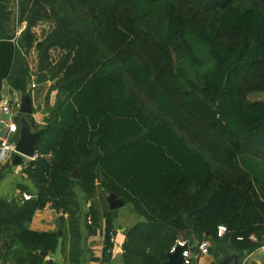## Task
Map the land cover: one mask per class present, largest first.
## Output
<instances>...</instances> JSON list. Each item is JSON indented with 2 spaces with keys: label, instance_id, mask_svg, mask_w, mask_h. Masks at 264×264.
<instances>
[{
  "label": "trees",
  "instance_id": "obj_1",
  "mask_svg": "<svg viewBox=\"0 0 264 264\" xmlns=\"http://www.w3.org/2000/svg\"><path fill=\"white\" fill-rule=\"evenodd\" d=\"M193 1L210 20L194 36L177 0H130L128 13L118 0H16L14 17L9 0H0V100L5 79L27 93L28 69L12 74L20 41L24 52L37 53V75L46 74L58 96L57 119L23 168L36 193L24 200L18 185L15 196L0 199V264L11 253L16 264H51L44 253L53 254L65 234L27 226L48 203L67 213L69 263H78L74 184L90 199L95 189L104 200L113 192L144 217L125 232L123 264H162L183 236L211 241L223 256L262 246L264 140L250 133L264 129V100L248 96L264 93V0ZM148 16L162 21L167 46H186L187 60L176 65H191L206 89L198 98L184 90L182 108L136 53ZM23 22L16 35L15 23ZM40 22L49 26L38 36ZM89 206L91 233L99 212ZM112 212L105 213L106 261ZM218 226L226 229L221 236Z\"/></svg>",
  "mask_w": 264,
  "mask_h": 264
},
{
  "label": "rangeland",
  "instance_id": "obj_2",
  "mask_svg": "<svg viewBox=\"0 0 264 264\" xmlns=\"http://www.w3.org/2000/svg\"><path fill=\"white\" fill-rule=\"evenodd\" d=\"M177 1L182 13L186 18L187 29L191 35L194 36L196 33H198V29L201 25L207 24L210 21L209 15L202 9H199V7L196 5L198 3L194 2L193 0ZM252 1H258V4L262 3V0H235V2L240 6L249 5ZM118 3L122 7L124 13L129 12L130 0H118ZM8 4L9 9L11 10V16L14 17L16 12V0H9ZM48 26L49 25L46 22H40L36 27H34V30L39 34L42 29L45 30L48 28ZM14 27V29H16V27H20V24L15 23ZM164 33L165 28L162 21L156 19L153 16H148L145 18V20H142L139 23L138 34L140 44L135 50L140 60L156 74V77L159 76L161 78V81L163 82L162 90L166 92V94L172 101L176 103L178 107L182 108L184 97L186 95L184 90L188 89V93L192 98H198L199 96L205 95L206 89L202 84V81L191 68V65L184 64L183 67H177V63L187 60L186 58L189 56L188 49L183 43L177 49H173L169 45L167 46V44L164 42ZM38 36H40V34ZM51 56L52 58H56V52L51 53ZM19 70L28 71L26 88L31 91L30 93L32 94L33 100V114L31 115V118L33 115H37L36 119L32 118V122L34 123L32 128L34 130L44 128L57 119L56 108L58 96L56 90L51 89L53 82L49 80L48 77H46V74H43V76H40V78L37 75V53L34 50L24 52L21 46V41L17 43L15 47L12 70L13 77L18 76L16 73ZM47 92L48 101L45 102L44 95ZM248 99L264 100V93H259V95H249ZM16 111L17 110H15V112ZM18 121L19 120L17 119V123ZM173 130L178 134H182L181 131L175 126H173ZM250 134H255L258 140H264V129H258L257 131H253ZM15 135L18 137V132ZM30 162H32V160L25 159L22 165L25 166ZM72 173L73 172H71V174ZM74 187L77 188V185L74 184L73 188ZM88 200V198L85 199V204L82 207L81 213L79 207V212L77 215L80 213V217H82L83 221H85L87 224H90L91 220L88 213L90 202H88ZM58 216L59 219H63L62 225H52V227L56 230L60 229L62 235L65 234V239L61 243V249L63 253H66L69 249V239L67 237L69 236V233H67V231L69 232V230H71V224L67 220V213L62 211ZM208 243L211 249L209 248V251L206 255L214 256V252L216 253L215 245L211 241H208ZM219 256L220 253H217L215 258H218Z\"/></svg>",
  "mask_w": 264,
  "mask_h": 264
},
{
  "label": "crops",
  "instance_id": "obj_3",
  "mask_svg": "<svg viewBox=\"0 0 264 264\" xmlns=\"http://www.w3.org/2000/svg\"><path fill=\"white\" fill-rule=\"evenodd\" d=\"M25 23H21L20 27H16L15 33L18 35L21 30L24 28ZM29 92L31 97V103L33 105L32 94L27 88V93ZM26 94V93H25ZM24 94L21 93L19 89L13 87L8 79L3 80L1 87V100L0 106L4 101H7L9 104V109L12 113V122L17 124V119L19 120L20 116L18 115L19 104L21 98ZM15 110H17L15 112ZM4 118L6 116L4 115ZM32 118L36 119L37 115H33ZM11 141H16V135L11 136ZM14 156V155H13ZM13 158V157H12ZM12 160L6 163L0 162V199L1 198H11L15 196L18 189L17 186H23L26 191L25 194H34L36 193V188L33 183L27 179L26 175L23 173V165H12ZM74 193L76 194V199L78 200L80 213L82 207L84 206L85 199H89L88 202L96 204V207L99 212L98 224L94 228V231L89 233L85 221L80 217L79 213V231L81 233L80 240V257L77 264H123V259L121 256L122 253V243L125 239V232L130 229L137 222L145 221L144 217L133 211V208L129 204H125L124 208H120L111 213V223L113 230L114 241L110 247V254L108 255V261L105 260L106 256L103 254L104 247V232L106 226L105 213H107L108 205L107 202L102 198L100 190L95 189L92 192V198L87 196L78 186L74 187ZM29 192V193H27ZM62 211L57 212L50 203H48L42 210H37L31 221L27 226L36 231H57L53 229L52 225L55 226V220L58 218ZM59 219V218H58ZM60 220V219H59ZM254 239V238H253ZM177 242H186L188 245V250L191 255L192 264H212L218 263V261L223 257L222 252H214L213 255H202L197 249V244L199 240L191 235L187 238L180 237ZM210 242V241H209ZM69 243V242H68ZM264 247V240L262 241V246ZM234 252V251H233ZM69 249L66 253H63L61 250V243L53 254H47L45 260L50 261L51 264H73L69 263L68 257ZM217 253H220L218 258ZM235 253V252H234ZM263 255V257H260ZM248 264H263L264 261V252L262 249H257L255 252H252L249 256ZM1 264H16L15 256L11 253L7 256V259L4 263Z\"/></svg>",
  "mask_w": 264,
  "mask_h": 264
},
{
  "label": "water",
  "instance_id": "obj_4",
  "mask_svg": "<svg viewBox=\"0 0 264 264\" xmlns=\"http://www.w3.org/2000/svg\"><path fill=\"white\" fill-rule=\"evenodd\" d=\"M18 111L20 113L18 121V137L14 143L15 154L12 158V165H22L25 159L33 160L35 158L37 152V142L44 131V128L37 130L32 128L29 116L33 114V107L29 93L22 96ZM72 176L78 178L79 174L77 167L74 169ZM104 198L110 210L116 211L125 207V202L121 198L117 197L113 192L105 193ZM60 224L61 221L56 218L55 225L60 226ZM57 234L61 235L60 229L57 230ZM183 250L184 245L176 243V245L166 253L167 258L162 262V264H183ZM243 254H246V252ZM44 255H47V253H44ZM260 257H263V255H260ZM239 259V254L228 253L225 254L217 264H238ZM262 263L264 264V261H262Z\"/></svg>",
  "mask_w": 264,
  "mask_h": 264
},
{
  "label": "built area",
  "instance_id": "obj_5",
  "mask_svg": "<svg viewBox=\"0 0 264 264\" xmlns=\"http://www.w3.org/2000/svg\"><path fill=\"white\" fill-rule=\"evenodd\" d=\"M4 115L6 118H4ZM18 132V126L16 123L12 122V113L9 109V104L7 101H4L2 105L0 106V162L6 163L9 162L13 155L15 154L14 151V143L11 141V136L17 134ZM31 195L29 194H22V198L24 200L30 199ZM226 231L224 226H218L217 229V236H221ZM114 234L112 232L109 233V240L111 242L114 241ZM180 245H184V242H177ZM209 243L206 240H201L197 244V249L200 254L206 255L209 251ZM259 249H262L264 252V247H260ZM108 253L111 252L109 249L107 251ZM182 255L184 258L183 264H192L191 255L188 249L184 247V250L182 251ZM250 254H246L245 256L241 257L238 261V264H248L249 263V256Z\"/></svg>",
  "mask_w": 264,
  "mask_h": 264
}]
</instances>
